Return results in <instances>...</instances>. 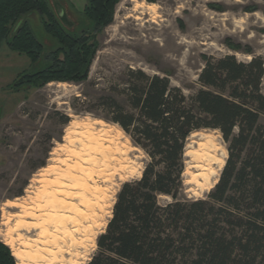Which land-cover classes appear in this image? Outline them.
I'll use <instances>...</instances> for the list:
<instances>
[{
    "label": "trees",
    "instance_id": "1",
    "mask_svg": "<svg viewBox=\"0 0 264 264\" xmlns=\"http://www.w3.org/2000/svg\"><path fill=\"white\" fill-rule=\"evenodd\" d=\"M119 0H88L92 28L67 31L50 0H0V47L7 39L31 59L50 60L29 81L86 78L97 50L95 33L109 24ZM38 11L56 41L46 51L25 15ZM128 106H106L149 157L142 176L122 183L113 215L86 264H264V58L209 55L201 87L186 95L168 76L129 69ZM67 119V118H66ZM218 129L229 156L207 198L181 197L191 133ZM161 195L171 200L160 201ZM0 264H16L0 240Z\"/></svg>",
    "mask_w": 264,
    "mask_h": 264
},
{
    "label": "rangeland",
    "instance_id": "2",
    "mask_svg": "<svg viewBox=\"0 0 264 264\" xmlns=\"http://www.w3.org/2000/svg\"><path fill=\"white\" fill-rule=\"evenodd\" d=\"M87 2L50 0L49 4L67 31L77 35L93 26L83 13ZM148 6L152 9L146 8ZM25 16L37 38L44 42L46 51L55 48L56 41L45 31L40 13L32 11ZM95 39L97 50L83 79L28 82L23 79L24 75L41 70L50 60L35 61L27 53L12 48L7 39L0 47V240L9 245L12 252L22 248L19 233L35 238L39 230L8 234L5 216L18 210L6 207L5 203L26 198L30 187L35 190L40 185L35 180L45 174L47 167L60 165L57 158L68 157L69 162L74 163L77 158L59 148L69 146L66 135L75 129V123H88L105 139L101 148L89 156L83 155L92 159L90 164L84 165L101 169L103 153L108 151L105 149L119 153L112 154L118 161L113 160L112 166L106 169V173L116 171L109 181H104L105 177L97 173L95 183L87 180L106 190L99 199L89 195L96 204L87 210L89 217L81 219L86 232L76 234L86 240L83 247L75 246L72 251L79 254V264H86L97 248V237L106 230L113 215L122 183L140 178L149 160L126 131L110 120L112 114L106 106L111 102L108 96L128 106L129 69L168 76L171 85L190 95L201 87L199 75L207 56L232 53L245 61L253 55L264 58V0H119L111 22L95 33ZM207 140L213 145L212 154L225 162L223 166L212 162L207 169V172H216L212 183L199 187L187 183L190 175L200 169L191 167L196 163L185 153L181 197L207 198L219 180L229 151L218 129L203 128L191 133L186 152L197 151L198 143ZM186 171L190 175H186ZM46 175L51 179L55 177L53 173ZM67 181L74 180L68 178ZM169 200L167 195L160 196L161 202ZM66 258L70 256L67 254ZM15 259L16 264L31 263Z\"/></svg>",
    "mask_w": 264,
    "mask_h": 264
},
{
    "label": "bare ground",
    "instance_id": "3",
    "mask_svg": "<svg viewBox=\"0 0 264 264\" xmlns=\"http://www.w3.org/2000/svg\"><path fill=\"white\" fill-rule=\"evenodd\" d=\"M140 7L143 8L144 5ZM146 8L152 9V6ZM66 138L69 146L64 145L59 150L67 151L77 160L70 163L68 157L57 158V164L60 165L47 167L45 174L35 180L40 185L35 187V190L30 187L26 198L22 200L16 198L5 203L6 207L18 210L5 216L4 224L8 227V234L21 230L29 233L39 230L35 238L18 234L22 248L14 251L13 254L20 262L30 260V264H79L77 260L79 254L74 253L72 249L75 246L76 248L82 246L86 240L79 239L76 234L86 232V229L82 228L81 219L88 218L87 210L96 204L89 195L99 199L106 190L102 186L89 184L87 180L90 179L95 183L94 175L97 173L98 176L105 177L104 181H109L110 176L116 173V171L106 173V169L112 166V161H118V158L112 154L119 153L109 148L103 153V168L96 170L84 165V163L90 164L92 159L84 158L83 155L89 156L92 151L101 148L105 139L88 123H75V129L70 130ZM76 144H80V147ZM198 146L197 151L189 149L186 156L192 157L196 163L191 167L200 170L191 175L186 171L185 174L190 175L187 183L201 187L205 183H212V177L216 174L214 171L207 172L208 166L212 162L223 166L225 160L218 159L212 154L213 145L210 144V140L201 141ZM47 173H53L54 179L48 178ZM68 178L74 181L65 182ZM67 254L70 256L69 259L66 258ZM73 256L76 259H73Z\"/></svg>",
    "mask_w": 264,
    "mask_h": 264
}]
</instances>
